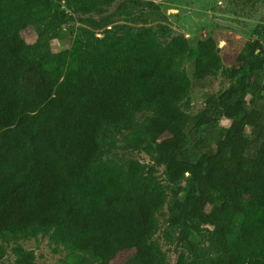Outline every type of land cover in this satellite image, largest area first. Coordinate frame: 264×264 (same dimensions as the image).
Listing matches in <instances>:
<instances>
[{
  "label": "trees",
  "instance_id": "trees-1",
  "mask_svg": "<svg viewBox=\"0 0 264 264\" xmlns=\"http://www.w3.org/2000/svg\"><path fill=\"white\" fill-rule=\"evenodd\" d=\"M112 1L0 0V242L43 231L70 250L69 264H88L85 255L111 264L124 253V264H166L152 241L166 202L156 175L162 166L174 189L168 224L206 227L216 250L207 263L188 264H264L258 41L245 42L226 73L238 78L235 86L205 94L204 110L195 115L181 108H188L191 88L181 70L189 51L182 36L164 47L146 27L105 30L102 39L94 35L69 50L30 53L34 46L22 33L38 25L41 34L53 30L67 18L62 5L88 14ZM230 2L264 9V0ZM136 3L120 4L115 15L127 19ZM253 35L264 37V24ZM213 49L198 46L195 81L214 72ZM148 109L151 116L135 122ZM217 118L228 127L215 129ZM117 127L126 131V148L145 154L150 166L104 160L100 135ZM5 253L0 244V261ZM12 254L15 264H35L20 246Z\"/></svg>",
  "mask_w": 264,
  "mask_h": 264
},
{
  "label": "rangeland",
  "instance_id": "rangeland-1",
  "mask_svg": "<svg viewBox=\"0 0 264 264\" xmlns=\"http://www.w3.org/2000/svg\"><path fill=\"white\" fill-rule=\"evenodd\" d=\"M129 1L137 3L131 9L132 15L127 19L115 15L116 8ZM67 14L65 20L56 21L53 30L40 33L43 25L31 27L22 33V37L33 55L36 52L50 51L58 53L69 50L75 42H87L95 35L102 39L105 30L121 34L123 31L136 32L142 27L149 28L155 34L162 46H166L173 38L182 36L189 43V51L185 55L182 72L191 81V88L186 102V109L181 108L190 115L204 110L205 94L220 96L229 88L234 87L238 78L229 80L226 73L235 64L237 54L242 50L245 42L257 40L264 52V37L253 35L257 26L264 24V9L257 6L254 9H239L230 0H113L104 4L98 12L88 14L80 13L72 8L62 5ZM109 20L108 25L103 26ZM105 21V22H104ZM205 43L213 46V56L217 58L214 72L202 81H195L192 77V58L196 56L199 45ZM256 71L260 72L261 83L264 82V53L261 55ZM255 107L264 110V91L254 97ZM151 110L135 115V122L142 123L151 116ZM229 122L217 118L215 129L228 127ZM126 131L121 128L103 130L100 141L108 150L104 160L116 163L137 161L150 166L148 157L135 150L126 148L124 135ZM203 149V147H202ZM202 151V150H201ZM157 178L166 188V202L163 209L157 214L158 228L152 241L157 243L163 252L166 264H188L193 260L207 263L216 255V250L210 244V232L206 227L187 223L185 226L171 227L167 222L168 205L173 199L174 189L168 183L164 168L158 167ZM184 186V182L182 183ZM6 253L0 264H15L12 248L20 246L34 255L35 264H69L70 250L62 244L54 242L51 233L38 231L33 234L8 238L0 242ZM128 253L117 256L111 264H124ZM84 256V255H83ZM88 264L95 261L89 258Z\"/></svg>",
  "mask_w": 264,
  "mask_h": 264
}]
</instances>
